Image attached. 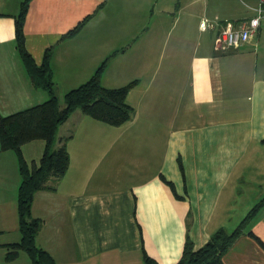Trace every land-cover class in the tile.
Masks as SVG:
<instances>
[{
    "label": "crops",
    "instance_id": "0c3cea01",
    "mask_svg": "<svg viewBox=\"0 0 264 264\" xmlns=\"http://www.w3.org/2000/svg\"><path fill=\"white\" fill-rule=\"evenodd\" d=\"M23 1L0 0L1 115L47 99L15 44ZM197 1L28 0L24 45L38 65L51 50L60 106L105 59L104 87L135 81L128 121L114 126L75 110L58 128L54 148L70 136L68 168L30 207L41 221L35 244L56 264H143L145 255L175 264L186 241L198 249L219 228L231 231L264 197V16L248 41L224 49L219 25L255 16L258 0H235L223 19ZM208 28H217L214 40ZM43 148L35 139L21 150L37 162ZM20 181L16 153L0 150V264H32L22 250L6 258L21 237ZM249 233L264 243V202L224 264H264Z\"/></svg>",
    "mask_w": 264,
    "mask_h": 264
},
{
    "label": "trees",
    "instance_id": "16d2710c",
    "mask_svg": "<svg viewBox=\"0 0 264 264\" xmlns=\"http://www.w3.org/2000/svg\"><path fill=\"white\" fill-rule=\"evenodd\" d=\"M27 4L28 0L23 1L15 19V44L32 85L45 90L47 99L20 111L0 114V150L12 149L16 153L21 176L17 195L21 237L18 242L7 245L9 250L6 258L12 259L22 250L28 254L32 264H56L48 252L35 244L41 221L31 216L30 207L35 191L53 189L47 181L58 179L68 168L66 141L70 136L60 139V145L54 148L58 128L75 110L114 126L128 121L133 108L126 102V96L135 81L120 87H104L101 84V73L106 65L105 59L84 83L64 94L63 106H60L49 65L51 50L45 51L43 60L38 65L24 45L23 19ZM77 29L78 27L68 32L65 37L73 35ZM35 139L44 142L43 152L37 162H27L22 154V145ZM263 202L264 197L248 211L234 229L227 231L219 228L198 249H193L191 242L186 241L182 255L175 264H224L222 255L243 232ZM249 234L255 237L252 233ZM258 242L264 249V243L260 240ZM143 264L157 263L145 255Z\"/></svg>",
    "mask_w": 264,
    "mask_h": 264
},
{
    "label": "built area",
    "instance_id": "2783aa9c",
    "mask_svg": "<svg viewBox=\"0 0 264 264\" xmlns=\"http://www.w3.org/2000/svg\"><path fill=\"white\" fill-rule=\"evenodd\" d=\"M259 5L255 16L240 20H226L219 25L217 42L220 47L226 49L248 41L264 16V0H258ZM204 27V22L202 24Z\"/></svg>",
    "mask_w": 264,
    "mask_h": 264
},
{
    "label": "rangeland",
    "instance_id": "374dc122",
    "mask_svg": "<svg viewBox=\"0 0 264 264\" xmlns=\"http://www.w3.org/2000/svg\"><path fill=\"white\" fill-rule=\"evenodd\" d=\"M234 2H235V0H203V1L201 0V1L195 2L194 6L199 8L200 11L202 10V8L205 7L207 10L206 15L208 17H217V18L223 19L225 16L227 17V15L232 14V7L234 8V6L236 5V3H234ZM237 6H238V4H237ZM240 6H242V8H244L245 10L248 9L247 7H245L244 4H242ZM240 6H238V7H240ZM216 30H217V28H216ZM260 30H261V34H262L261 39H262V42H264V18L261 20ZM215 31L210 33L209 28H208L207 32L205 34H206V36H210L212 34V38L214 40ZM51 180H53V179H51Z\"/></svg>",
    "mask_w": 264,
    "mask_h": 264
}]
</instances>
